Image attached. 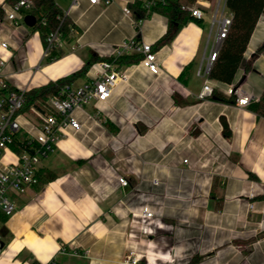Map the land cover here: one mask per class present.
<instances>
[{"label":"crops","instance_id":"crops-1","mask_svg":"<svg viewBox=\"0 0 264 264\" xmlns=\"http://www.w3.org/2000/svg\"><path fill=\"white\" fill-rule=\"evenodd\" d=\"M56 2L67 11L72 0ZM13 3L0 0V40L10 46L5 74L13 87L56 81L94 56L109 60L94 61L73 84L92 79L94 65L110 60L128 79L101 104V126L88 137L67 135L42 160L39 170L55 173L54 179L38 177L25 192L13 193L17 209L3 220L0 264H126L131 255L145 257L144 240L156 233L145 234L135 223L145 206L163 223L156 228L157 258L149 264H264V117L230 102L228 92L235 85L253 101L263 94L264 50L255 52L264 42V14L245 53L250 71L243 63L228 84L205 72L217 31L211 32V1L195 3L206 5L202 24L189 21L159 45L169 19L148 0L108 6L80 0L68 16L73 31L54 55H45L40 32L25 23L28 14L38 18L33 11H25L23 24H9ZM137 5L146 8L145 18H138ZM225 14L232 16L227 7ZM133 38L152 44L158 75L142 64L141 53L111 56L113 47ZM207 82L223 101L202 96ZM87 110L98 111L93 104ZM3 159L15 157L7 151Z\"/></svg>","mask_w":264,"mask_h":264},{"label":"built area","instance_id":"built-area-1","mask_svg":"<svg viewBox=\"0 0 264 264\" xmlns=\"http://www.w3.org/2000/svg\"><path fill=\"white\" fill-rule=\"evenodd\" d=\"M90 5L105 4L106 6L115 0H88ZM218 0L212 17V28H216L214 48L209 56L205 72L210 69L217 58L218 51L223 40L227 37L232 24V16L225 14L226 4ZM151 0L149 5L154 4ZM80 0H72L67 11H63L60 19L64 20L73 8L78 7ZM205 4L197 6H183L195 17L204 16ZM34 9L33 0H18L13 3L7 12L6 18L13 27L24 23L25 11ZM128 13L129 10L125 9ZM38 19V18H37ZM41 22L46 24V19ZM73 27L70 29V33ZM63 39L59 28L47 34L45 40V55H50L59 46ZM9 43L0 40V218L9 217L17 209L13 199V193H23L31 184L38 182L40 163L56 150L59 141L69 134H83L85 137L93 131L95 126H101V104L111 97L120 80L126 81L128 75L121 72L114 61H102L94 65L95 75L92 79L81 85L67 84L59 94L50 97L47 108L44 110L32 108L23 111L25 92L24 88L13 87L5 74V68L9 60ZM133 50L143 54L142 64L153 74L161 72L157 53L153 51L152 44L141 42L136 38L124 41L112 48V57L118 58L126 52ZM212 87L207 82L204 85L202 96L212 94ZM229 94L235 93L239 106H248L255 96L242 91L239 87L231 85ZM93 104L98 111L90 113L87 106ZM82 114V118L78 114ZM92 124H91V123ZM90 123V124H89ZM10 151L14 160L4 161L5 152ZM188 160L186 159L185 162ZM121 185L127 186L125 177L118 178ZM154 180V184H159ZM136 215V214H135ZM140 230L145 234L156 232V228L163 226L162 220L145 206L136 215ZM3 236L0 232V256L3 253ZM138 255L128 257L126 264H141ZM52 264V263H47Z\"/></svg>","mask_w":264,"mask_h":264},{"label":"trees","instance_id":"trees-1","mask_svg":"<svg viewBox=\"0 0 264 264\" xmlns=\"http://www.w3.org/2000/svg\"><path fill=\"white\" fill-rule=\"evenodd\" d=\"M16 2L18 0H9ZM149 2L151 0H148ZM198 0H155L154 4L149 5L151 10L157 11L166 15L169 19V29L166 35L159 41V45L169 43L172 41L177 31L187 22L196 21L202 24L203 19L195 17L183 6L194 5ZM216 2V0H207ZM34 14L38 16L37 22L33 27L41 34L43 42L45 43L46 36L51 31L59 28L62 37L65 38L69 35L72 23L66 17L61 20L59 17L63 13L58 6L56 0H33ZM135 7V12L139 19L147 16L146 8ZM226 7L232 13V24L227 37L223 40L214 61L209 77L218 81L232 84L238 74V71L245 61V53L247 51L251 37L255 28L264 14V0H226ZM46 19V24L41 22ZM264 50V42L256 50L255 56ZM55 52V51H54ZM52 53L54 55L55 53ZM51 57V56H50ZM97 60H109V58L92 57L88 60L84 67L75 73L61 77L56 81H50L45 85L29 89L25 92V100L23 111H29L32 108L44 110L47 108V103L50 97L59 94L60 90L67 84H72L77 77L82 75L90 65ZM246 72L250 71L252 64L249 62L244 63ZM211 96L217 100L223 101L224 98L218 93L213 91ZM236 94H231L230 102H236ZM249 108L254 111L258 116L264 117V91L259 100L253 101L249 104ZM224 134L229 136L231 131L224 123ZM38 177L44 181L54 179L56 174L48 172L47 170L38 172ZM2 220L6 217L1 216Z\"/></svg>","mask_w":264,"mask_h":264},{"label":"rangeland","instance_id":"rangeland-1","mask_svg":"<svg viewBox=\"0 0 264 264\" xmlns=\"http://www.w3.org/2000/svg\"><path fill=\"white\" fill-rule=\"evenodd\" d=\"M217 2H218V0H216V2H212V8H211V12H210L209 17H211V15H213L212 12H214L215 7L217 5ZM223 4H224V1H222V7H223ZM3 225H4L3 220L0 218V230L2 229ZM166 227L171 228V225H169V226L166 225ZM152 236L147 235L145 240H144L145 243L142 247L145 248V253H144L145 257L139 256V258H141V261H140L141 264H149L148 262L153 263L154 262L153 257L157 258V254H153V248L157 249V240H159V238H157V231ZM156 264H157V261H156Z\"/></svg>","mask_w":264,"mask_h":264},{"label":"water","instance_id":"water-1","mask_svg":"<svg viewBox=\"0 0 264 264\" xmlns=\"http://www.w3.org/2000/svg\"><path fill=\"white\" fill-rule=\"evenodd\" d=\"M36 22H37V18H36L35 15L28 14V15L25 16V23L27 25L32 27V26H35Z\"/></svg>","mask_w":264,"mask_h":264}]
</instances>
